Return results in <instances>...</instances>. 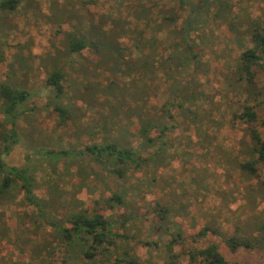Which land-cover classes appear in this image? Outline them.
Segmentation results:
<instances>
[{
	"label": "trees",
	"instance_id": "16d2710c",
	"mask_svg": "<svg viewBox=\"0 0 264 264\" xmlns=\"http://www.w3.org/2000/svg\"><path fill=\"white\" fill-rule=\"evenodd\" d=\"M21 1L0 0V27ZM98 2L78 1L77 13L69 10L68 20L61 10L51 17L64 50H57L42 88L32 82L22 58L10 63L0 82V253L9 255L5 264H53L52 259L55 264H136L135 252L125 244L135 237L131 230L141 232L132 222L143 217L120 211L131 207L136 212L131 192L138 195L144 184H156L158 169L180 154L176 144H198L218 153L228 178L238 172L242 181L251 183L242 192L245 207L254 210L264 204V84H259L264 74V22L241 12L229 20L234 0H161L150 7L129 3L126 19L93 16L88 7ZM225 20L233 37L219 52L215 29L220 26L210 25ZM67 23L76 31H65ZM6 48L0 31V64L7 59ZM213 61H221L218 74ZM64 68L77 73V99L91 105L92 115L78 105L77 112L64 105ZM212 75L223 81L215 83ZM43 91L49 95L47 107L57 113L56 127H77V144L69 149L60 145L61 137L52 149L35 141L37 108L31 101ZM159 96L160 104L154 102ZM222 129L243 134L236 153L214 145ZM23 140L30 150L19 165L12 154ZM69 176L77 181V198L70 195L65 203L61 197L67 194L63 185ZM97 182L102 193L87 206L78 194L84 189L96 193ZM40 188L48 191V198L38 195ZM171 210L158 204L154 212L166 231ZM185 211L182 205L179 213ZM247 225L239 224L230 237L205 225L194 240L216 236L231 252L264 250V217H251ZM42 234L43 243L38 242ZM171 237L163 264H254L229 261L215 244L185 247L182 231ZM141 242L160 248L156 241ZM176 246L183 247L181 254ZM16 250L21 260L10 257ZM7 256H0V262ZM183 256L186 263H181Z\"/></svg>",
	"mask_w": 264,
	"mask_h": 264
},
{
	"label": "rangeland",
	"instance_id": "374dc122",
	"mask_svg": "<svg viewBox=\"0 0 264 264\" xmlns=\"http://www.w3.org/2000/svg\"><path fill=\"white\" fill-rule=\"evenodd\" d=\"M78 1L80 0H22L20 8L3 20L6 24L0 27V31L6 40V61L0 64V82L5 80L8 72L9 65L14 60L21 58L29 67L32 82H35L38 87H43L44 80L47 78L48 71L52 67L53 58L57 56V50H64L61 37L56 36L57 26L53 25L51 17L55 15L56 11L65 12L68 15L69 10H74L77 13ZM98 5L89 6L91 14L95 17L102 15H110L115 18L123 17L126 19L129 12L127 5L140 3L143 6L150 7L155 1L161 0H98ZM167 1V0H166ZM252 15L258 18L261 23L264 22V0H246L242 4L234 0L231 5L229 20H232L235 15ZM133 21V17L127 18ZM68 20V19H67ZM229 20L219 21L216 25L211 24L210 27L220 26L216 28V49L222 52L226 45L231 43L232 33L230 31ZM2 24V23H1ZM76 24V19H75ZM237 25V24H236ZM6 26V27H5ZM217 26V27H218ZM239 26V25H237ZM77 27V26H76ZM242 27V26H240ZM243 28V27H242ZM75 26L71 23L64 24V30L67 32H74ZM63 38V37H62ZM129 44L131 42H128ZM250 46V45H249ZM236 50L235 54L237 53ZM210 55V54H209ZM212 68L217 74L222 69L221 61L217 65L215 61L212 62ZM216 68V69H215ZM67 79L66 96H64L63 103L68 108H73L77 112V105L82 108L83 112L87 115H92L91 111L94 109L87 102H81L77 99V73L71 68H64ZM21 75V72H19ZM221 77V78H220ZM213 76L212 79L215 83L223 81L222 76ZM260 86L264 84V74L260 73ZM49 95L43 91L38 94L31 101V107L35 106L37 112L35 113L34 125L37 127L35 132L41 139L36 136L35 141L45 143L42 148L52 149L56 138L61 137L60 145L64 149H69L72 145L77 144V127L69 124L68 126L56 127L57 113L53 107H47ZM156 103H162L161 96L154 99ZM225 109V108H224ZM262 111V110H261ZM263 113V112H261ZM23 123V121H22ZM87 123L90 120L87 118ZM24 125L26 123L24 122ZM28 126V124H27ZM264 134V128H260ZM242 133L238 132L233 134L229 129H222L220 132V139L216 140V147L220 144L223 145L222 149L229 152L238 150L240 148L239 139ZM177 136V135H176ZM195 141H201L193 135ZM180 150V154L174 156L173 161L167 167L159 168L157 171V182L152 188L148 184H144L140 193L135 195L131 192L129 198L132 200L134 206V213L131 207L122 209L120 213H133L134 217H143L141 220H134L135 223L141 228L140 233L135 230L130 231V236L135 237L127 241L125 245L129 246L136 254V264H163L165 261L166 245L169 243L172 233L182 231L187 245L185 247H196L203 249L211 244L218 246L225 257L231 262H250L254 264H264V250L260 249H241L237 252H231L225 245L223 240L216 236H209L207 239L198 240L194 238L198 232L205 227V225L218 229L222 234L228 237L236 234V228L240 225H247V221L251 217L261 216L264 217V204L258 209H248L245 207V199L242 192H245L250 182H244L239 177V173H233L231 178H228L225 170V164L222 157L215 151L209 153L206 148L196 144L188 147L186 144H176ZM206 147V146H205ZM221 148L216 151H221ZM30 147L22 141L12 154L13 163L22 165L25 162L26 152ZM178 152V153H179ZM183 153V154H182ZM236 153V152H234ZM182 154V155H181ZM64 168L61 164L60 169ZM264 175V170H262ZM139 175V174H138ZM149 175V174H148ZM264 177V176H263ZM135 180H132L134 182ZM254 183V182H252ZM64 190L67 194L61 197V201L66 200L70 195L77 198V181L75 178L69 176L68 183L64 184ZM101 183H96V193H90L83 190L78 194L80 199H86L87 206H90L92 200L100 197L102 193ZM40 197L46 196L48 191L45 188H40L37 191ZM48 198V197H47ZM259 200V199H258ZM158 204H162L165 208L172 209L169 213V221L166 227L168 230L160 228L162 223H159L155 212ZM182 205L186 206L184 213H179ZM179 207V209H178ZM29 209L33 212L34 209ZM62 209V208H61ZM60 209V210H61ZM10 222L15 220V217H9ZM131 223V224H132ZM249 226V225H247ZM250 227V226H249ZM149 233L153 236H149ZM42 234L38 242L43 243L45 238ZM149 240L156 241L160 248L149 247L142 244L141 241ZM34 246L27 247L26 249L33 248ZM10 250L11 246L5 247ZM183 247L176 246L175 252L181 254ZM6 255L3 250L0 256ZM9 256V255H8ZM1 259L0 264H5L8 260ZM14 260H21L22 255L20 251L16 250L14 255H10ZM9 257V258H10ZM1 258V257H0ZM102 258L99 256V259ZM187 262V256L181 257V263ZM51 263L55 264L56 260L52 259ZM78 264H87L86 260L78 261Z\"/></svg>",
	"mask_w": 264,
	"mask_h": 264
}]
</instances>
